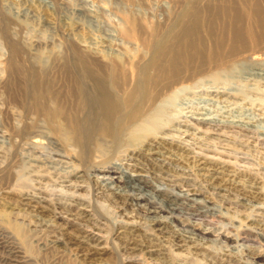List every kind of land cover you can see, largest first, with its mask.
Listing matches in <instances>:
<instances>
[{"label":"rangeland","instance_id":"1","mask_svg":"<svg viewBox=\"0 0 264 264\" xmlns=\"http://www.w3.org/2000/svg\"><path fill=\"white\" fill-rule=\"evenodd\" d=\"M168 1L0 0V26L2 27H0V264H240L241 261H243L241 264H264V178H262L264 177V54H259L256 56V59L249 60L246 66H238L230 73L220 74L216 78H212L211 76L203 77L199 81L191 84L184 92H177L176 98L171 104L174 106H172L173 109L169 107L167 112H165L164 118L159 120L153 129L143 128L148 116L143 115L144 108L140 104L134 105L135 102H133L124 110L123 115L125 117H123V121H119L120 125H117V128L115 127L116 131H111V134H109L106 131L107 121L103 114V109L100 111L92 105L91 101H86L87 99L85 97L87 95L85 97L83 96L84 92L81 90L84 87L82 85L72 83L64 84L62 80L56 82L57 79H62V75L64 74L70 76L69 78L71 79L77 77L76 75H80L82 79L85 78V88L91 89V82L87 79L86 62L79 64L82 60H100L103 64L114 60L115 64L122 66L126 63L135 64L142 57L144 59H150L147 54L137 48V43H127L117 36L116 31L118 30L116 29H119V23L123 15H133L136 19L141 16H146L152 20V23H156V25H163L166 22L169 26L173 22H177L180 20L178 17H182L188 7L183 4L175 5ZM36 2L37 4H35ZM55 7H57L58 11ZM185 7L186 10L184 9ZM119 11L123 13L120 15L118 13ZM136 11L137 13H135ZM181 13L183 14L181 15ZM45 14L50 16L47 17ZM159 17H161V20ZM6 23L10 25L8 26ZM138 24L140 25L141 23L138 22ZM52 25L54 26L52 27ZM5 39L8 40L7 44ZM98 39L101 40L99 41ZM104 42L105 45H103ZM113 44H116V47ZM99 45H103L102 48ZM10 46L12 47L10 48ZM83 47L86 48L83 49ZM69 48H73V50L71 49V51ZM107 48L109 49V53ZM12 51H14L13 54ZM136 52L137 54L134 55ZM15 54L16 57H14ZM107 54L113 55L108 57ZM64 61L68 62L67 69L60 70L61 64ZM9 62H11V66ZM76 62H78L77 65H75ZM73 65H75V68ZM59 72L62 74H59ZM42 73L56 80L52 81L53 83L46 82V84L44 82H38L37 80L44 75ZM9 76L10 79L8 78ZM2 77L5 79L2 80ZM35 82L39 83H36V87ZM50 83L52 84L50 85ZM28 85L31 86L30 90ZM60 89L62 90L60 91ZM28 91H32V96L29 95L30 98L27 96ZM210 91L215 92V94L218 92L219 94L217 93V97L214 93V96L206 95ZM12 93L14 96L11 95ZM25 95L26 98L24 99ZM42 96H45V98ZM48 97L50 98L49 100ZM31 98L34 99L32 100ZM78 100L80 101L77 103ZM116 100L115 98V102L117 103ZM77 106L79 107L77 108ZM202 106L211 112V117L225 123L228 125L227 127L233 124V126L239 125L241 127L239 128L238 126L235 130L213 131L212 129H208L206 125L193 120H189L187 125H184L186 124L184 117H190L196 111L197 107ZM46 107L47 109H45ZM184 108H187L188 111ZM192 110L193 112H191ZM33 111L36 113L32 114ZM40 111L41 113H39ZM169 115L170 119H168ZM171 116L178 118L179 122L175 119L172 123L170 121ZM2 118L7 119L9 124ZM76 119L79 121H76ZM95 123L96 127H94ZM66 124L68 127H66ZM83 124L84 126H82ZM77 125L78 127L85 128L86 132L88 131L86 133L87 141L85 142L89 145L87 147L85 144L88 150L84 149L85 146L83 148L81 147V143L77 141L78 139L76 141L74 140L76 135L74 129ZM100 125L102 128L97 131L96 129ZM185 126H189V128L185 129ZM174 128L176 130L178 128L180 131L187 130L188 134L176 132ZM219 131L221 134H219ZM217 132L219 133L217 134ZM115 133L120 137L118 144L114 142ZM166 134L168 135L166 136ZM169 136L170 138H168ZM91 139L92 142L90 141ZM80 147L81 150L79 149ZM151 148L159 152L163 157L160 161V164L162 163L161 166L163 165L162 167L160 164H158L159 166L152 165V163L137 161L134 158ZM185 149L188 150L186 151ZM83 152L86 154V157ZM177 153H183V156L182 154V157L180 154L177 156ZM186 158L188 162H186ZM200 160L205 163V168L209 166L206 169L209 168L211 174L221 172L219 175H215L216 177H220L219 180L216 182L212 181L210 177H206L204 171L198 170L197 165L201 163ZM104 166L106 169L109 166L117 167L116 169L120 167L128 175L141 173L142 176L144 175L143 179H146V190L140 194H128L129 198L125 201L127 203H125V206H122L119 199L106 196L105 193L102 194L98 190V185H96L97 181L101 179H105L106 181V178H108L106 175L97 172L100 170L99 168L103 169ZM84 168L87 169L83 170ZM224 168L227 169L224 170ZM168 170L171 171L169 172L170 174ZM172 171L174 174H172ZM178 171L180 174L186 171V175L183 178H178L176 181L177 176L175 173H178ZM188 172L189 174H187ZM228 174L230 176L232 174L233 178L227 177L226 175ZM256 174H258L257 177ZM199 176L203 179L201 180ZM205 178L207 179L204 180ZM230 179L233 180V185L230 183ZM234 180L241 185L239 184L240 186L237 187ZM253 181L254 183H251ZM213 183L227 186V192L225 191L224 198H221L222 196L220 195L213 194L214 192L211 191V184ZM229 183L231 188L229 187ZM203 186L206 189H203ZM190 189L192 193L194 191L197 195H200L196 196L195 199L202 201V206L209 209L206 217L192 218L182 211L183 214L177 213L175 215L173 214V216L170 212H167L168 203L164 204V200L168 198L174 200V194L181 196L191 195L192 193H188ZM152 191L155 192L152 193L154 195L151 197L148 195V192ZM254 194L256 195L254 196ZM158 198L159 200H155ZM42 200L43 202H41ZM134 200H138V204ZM241 200H244L243 203L248 208L236 205ZM251 200L254 201L251 203ZM53 201L55 203H52ZM59 201H64L65 203H60ZM182 206L184 207V205ZM193 207L197 208L198 206L195 205ZM120 208H123L124 211ZM35 212L37 215H35ZM187 216L189 217L187 218ZM235 217L237 218L236 220ZM88 218L91 219L89 220ZM156 218L160 221L159 224L154 221L151 222V220H157ZM87 221L88 223L86 224ZM218 221L224 225H220L221 223ZM158 225L160 227H157ZM191 226H194L193 228L199 232L198 234L204 233L206 230H211V233L207 236L205 235L203 239H200L201 235L196 237L195 248H191L192 245L189 244H185L181 248L173 246V243L177 239L182 238L180 240H183L185 236L191 237L194 234ZM246 227H250V229L248 230ZM255 227L257 228L256 230ZM157 228H163L162 232L164 234L157 231ZM180 230L182 235L179 232ZM158 233H160L161 237ZM221 233L223 236L229 237L230 242L222 244V239L218 237ZM74 239L76 243L73 241ZM149 239H152L151 244L154 245L150 244ZM201 241L203 243L202 245H200ZM143 242H145L144 246H142ZM198 242L199 244H197ZM76 247L80 249L77 250ZM92 247L94 248L92 249ZM139 248L142 249L139 250ZM232 249L235 250L234 253ZM88 257L92 260L90 261ZM14 260L16 261L13 262Z\"/></svg>","mask_w":264,"mask_h":264},{"label":"bare ground","instance_id":"2","mask_svg":"<svg viewBox=\"0 0 264 264\" xmlns=\"http://www.w3.org/2000/svg\"><path fill=\"white\" fill-rule=\"evenodd\" d=\"M38 1V0H37ZM160 1V0H159ZM162 1V0H161ZM150 2V1H147ZM146 2V3H147ZM152 2V1H151ZM168 2H171L173 4H183L185 6L188 7L187 11H185V14L182 15L183 13H181L182 17H178L180 20H178L177 22H173V24L169 25L164 22V24H159L156 25V23H152V20L146 16H141L139 18H135L133 15H123V18H121L120 20V25H119V29H116L118 31H116V35L119 36L121 39H123L124 41H126L127 43H137V48H139L142 52H144L145 54H147L150 59H144L143 57L141 59H139V61H137V63L132 64V63H126L123 64L122 66H119L117 64H115V61L111 60L107 63H104L100 60H93V61H80L79 64H83V62H86V67H87V75H88V80L91 82V89H86L85 87V78H81V76L76 75L77 77L71 79L69 78L70 76H67L66 74L62 75V79H53L50 78V76H48L45 73H42L44 75H42L40 77V79H38V82H44V84H46V82H52L54 80H56V82L62 80L63 83L65 84H80L82 85L84 88L81 90L84 92L83 96L85 97L86 95V101H91L92 105L94 107H97L98 110H102L103 109V114L105 115V119L107 121V125H106V131L111 134V131H116L115 127L117 128V125H120L119 121H123V117H125V115H123L124 110H126L128 108V106H130L133 102L134 105L135 104H140V106H142L143 109V115H147L148 119L146 120V122L144 123L145 125L143 126V128L145 127L153 129L155 128V124L161 120L162 118H164L165 116V112H167V109L169 107H172V101H174V99L176 98L177 92H184L187 88H189L191 86V84L199 81L201 78L206 77V76H211L212 78L220 74L223 73H230L233 70H235L238 66L241 65H245L247 64V62L249 60H254L256 59L259 54H264V0H169ZM27 3V2H26ZM56 3V2H55ZM154 3V2H153ZM156 3V2H155ZM160 3V2H159ZM24 4V1H23ZM37 4V2L35 3ZM42 4V3H41ZM170 4V3H169ZM27 5V4H25ZM23 5V6H25ZM160 5V4H159ZM34 6V5H33ZM22 7V6H21ZM36 7V6H35ZM181 7V6H179ZM29 8V6H28ZM5 9V8H4ZM55 9L57 10V7H55ZM60 9V8H58ZM183 9V8H182ZM181 9V10H182ZM186 10V7L184 8ZM1 10V9H0ZM3 10V9H2ZM8 10V9H7ZM44 10V8H43ZM47 10V9H46ZM176 10V9H175ZM45 11V10H44ZM44 11H42L44 13ZM48 11V10H47ZM46 11V12H47ZM58 11V10H57ZM33 12V11H32ZM31 12V14H32ZM45 12V13H46ZM182 12V11H181ZM5 13V12H4ZM7 13V12H6ZM22 13V12H21ZM25 13V11H24ZM23 13V14H24ZM28 13V12H27ZM52 13V11H51ZM58 13V12H57ZM120 13V11L118 12ZM123 13V12H121ZM120 13V15H121ZM137 13V11L135 12ZM164 13V12H163ZM176 13V12H175ZM3 14V11H2ZM37 14V13H36ZM50 14V13H49ZM56 14V12H55ZM134 14V13H133ZM46 15V14H45ZM52 15V14H51ZM58 15V14H57ZM136 15V14H135ZM145 15V13H144ZM163 15V14H162ZM168 15V14H167ZM175 15V14H174ZM3 16V15H2ZM44 16V15H43ZM47 17H49L48 15H46ZM53 16V15H52ZM79 16V15H78ZM119 16V14H118ZM8 17V16H7ZM39 17V16H38ZM155 17V16H154ZM9 18V17H8ZM42 18V17H41ZM45 18V17H44ZM53 18V17H52ZM119 18V17H118ZM157 18V17H155ZM161 20V17H159ZM175 18V19H178ZM49 19V18H48ZM56 19V18H55ZM11 20V19H10ZM45 21V19H43ZM50 20V19H49ZM163 20V19H162ZM53 21V20H52ZM57 21V19H56ZM159 21V20H158ZM141 23L140 25L138 24ZM8 23V22H7ZM6 23V24H7ZM47 23V22H46ZM137 23V24H135ZM161 23V22H160ZM45 24V23H43ZM56 24V23H55ZM75 24V23H74ZM3 25V24H2ZM8 25V24H7ZM10 25V24H9ZM8 25V26H9ZM116 25V24H115ZM142 25V26H141ZM4 26V25H3ZM54 25H52L53 27ZM117 26V25H116ZM1 27V26H0ZM50 27V26H48ZM81 27V26H80ZM2 28V27H1ZM114 30V29H113ZM112 30V31H113ZM5 31V30H4ZM3 31V32H4ZM2 32V33H3ZM105 34V33H104ZM4 35V34H3ZM7 36V35H6ZM111 37V36H110ZM113 37V36H112ZM3 38V36H2ZM97 38V37H96ZM99 38V37H98ZM106 38V37H105ZM114 38V37H113ZM8 39V38H7ZM109 39V37H108ZM112 39V38H111ZM6 40V39H5ZM11 40V39H10ZM99 41L101 39H98ZM98 41V43H99ZM82 42V41H81ZM114 42V41H113ZM8 43V40H6V44ZM11 43V41H10ZM14 43V42H12ZM16 44V43H15ZM68 44V43H67ZM71 44V43H70ZM92 45V44H90ZM103 45H105V42L103 43ZM103 45H99L100 48H102ZM114 45V44H113ZM116 45V44H115ZM114 45V47H116ZM119 45V44H118ZM14 46V45H13ZM20 46V45H19ZM95 46V45H94ZM109 46V45H108ZM111 46V44H110ZM9 47V46H8ZM12 46H10L11 48ZM16 47V46H15ZM71 47V46H70ZM93 47V46H92ZM133 47V46H132ZM86 47H83V49ZM91 48V47H89ZM105 48V47H104ZM16 49V48H14ZM70 49V48H69ZM73 50V48H71ZM70 49V50H71ZM106 49V48H105ZM108 49V48H107ZM113 49V48H112ZM138 49V50H139ZM69 50V51H70ZM71 50V51H72ZM95 50V49H94ZM111 50V49H110ZM68 51V52H69ZM77 51V50H76ZM97 51V50H96ZM99 51V50H98ZM107 51V50H106ZM136 51V50H135ZM8 52V51H7ZM21 52V51H19ZM101 52V51H99ZM14 53V51H12V54ZM104 53V52H103ZM107 53V52H106ZM108 53H109V49H108ZM139 53V51H138ZM143 53V54H144ZM149 53V54H148ZM116 54V53H115ZM137 54L134 53V55ZM71 55V54H70ZM73 55V54H72ZM76 55V54H75ZM101 55V53H100ZM108 55V54H107ZM113 55V54H110ZM108 55V57L110 56ZM139 55V54H138ZM8 56V55H7ZM69 56V55H68ZM95 56V55H93ZM102 56V55H101ZM100 56V57H101ZM14 57H16V54L14 55ZM73 57V56H72ZM78 57V56H77ZM99 57V58H100ZM111 57V56H110ZM136 58V56H134ZM80 58V56H79ZM8 59V58H7ZM15 59V58H14ZM61 59V58H60ZM59 59V61H61ZM260 59V57H259ZM16 60V59H15ZM79 60V59H77ZM81 60V59H80ZM136 60V59H135ZM14 61V60H13ZM17 61V60H16ZM20 61V60H19ZM56 61V60H55ZM131 61V60H130ZM18 62V61H17ZM16 62V63H17ZM74 62V61H72ZM127 62V61H126ZM10 66H11V62ZM15 63V64H16ZM19 63V62H18ZM75 64V63H74ZM78 62H76L75 65H77ZM58 65V64H57ZM67 65L68 62L64 61V63L61 64L60 70H66L67 69ZM73 65V67L75 66ZM17 66H19L17 64ZM52 66V65H51ZM72 66V64H71ZM21 67V66H20ZM262 67V66H261ZM10 68V67H9ZM75 68V67H74ZM85 68V67H84ZM83 68V69H84ZM22 70V69H21ZM48 70V68H47ZM51 70V69H50ZM17 71V70H16ZM69 71V70H68ZM67 71V72H68ZM57 72V71H56ZM84 72V71H83ZM7 73V72H6ZM64 73V72H63ZM82 73V72H81ZM15 74V73H14ZM52 74V73H51ZM59 74H62L61 72H59ZM80 74V73H79ZM86 74V73H85ZM83 75V74H81ZM13 76V74H12ZM11 76V77H12ZM21 76V75H19ZM31 76V75H30ZM33 76V75H32ZM36 76V75H35ZM58 76V75H57ZM28 77V76H26ZM55 77V75H54ZM61 77V75H60ZM83 77V76H82ZM3 78V77H2ZM10 79V76L8 77ZM13 78V77H12ZM22 78V77H21ZM24 78V77H23ZM211 78V79H212ZM5 78H3L2 80H4ZM27 79V78H26ZM33 79V78H31ZM16 80V79H15ZM206 80V79H205ZM215 80V79H214ZM26 81V80H25ZM32 82V80H31ZM35 82V87H36V83ZM26 83V82H24ZM53 83V82H52ZM50 83V85L52 84ZM39 84V83H38ZM41 84V83H40ZM59 84V83H57ZM204 84V83H203ZM5 85V84H4ZM9 85V84H8ZM26 85V84H24ZM22 86V84H21ZM29 86V90H30V85ZM28 86H27V90H28ZM48 86V85H47ZM58 86V85H57ZM193 87V86H192ZM191 87V89H192ZM47 88V87H46ZM63 88V86H62ZM9 89V88H8ZM15 89V87H14ZM18 89V88H17ZM54 89V88H53ZM56 89V88H55ZM13 90V89H12ZM35 90V89H34ZM40 90V88H39ZM62 89H60L61 91ZM10 91V90H8ZM51 91V90H50ZM59 91V90H58ZM207 91V90H206ZM213 91V90H211ZM207 92L206 95H214L218 96V94L215 92ZM14 92V91H13ZM26 92V91H25ZM80 92V90H79ZM224 92V91H223ZM8 93V92H7ZM44 93V92H43ZM49 93V92H48ZM211 93V94H210ZM226 93V92H225ZM25 94V93H24ZM32 94V91H28L27 96L30 98V96ZM50 94V93H49ZM59 94V92H58ZM57 94V96H58ZM230 94V93H229ZM13 95V93L11 94ZM30 95V96H29ZM43 95V94H42ZM213 95V96H214ZM226 95V94H225ZM9 96V95H8ZM14 96V95H13ZM37 96V95H35ZM50 96V95H49ZM69 96V95H68ZM79 96V94H78ZM90 96V97H89ZM216 96V97H217ZM43 97V96H42ZM89 97V100H88ZM221 97V96H220ZM228 97V96H227ZM14 98V97H13ZM26 98V95L24 96V99ZM28 98V100H29ZM37 98V97H36ZM41 98V97H40ZM45 98V96L43 97ZM47 98V97H46ZM54 98V97H53ZM69 98V97H68ZM81 98V97H79ZM115 98L117 99V103L115 102ZM22 99V98H21ZM32 99V98H31ZM34 99V98H33ZM32 99V100H33ZM50 98L48 97V100ZM56 99V97H55ZM220 99V98H219ZM16 100V99H14ZM17 100H19L17 98ZM16 100V101H17ZM37 100V99H36ZM40 100V99H39ZM45 100V99H44ZM44 100H42L44 102ZM210 100V99H209ZM11 101H13V99H11ZM21 101V100H20ZM25 101V100H24ZM31 101V100H30ZM53 101V100H52ZM80 100L77 101V103ZM85 101V100H84ZM207 101V100H206ZM7 102V101H6ZM27 102V100H26ZM33 102V101H32ZM34 102H36L34 100ZM39 102V101H38ZM37 102V103H38ZM57 102V101H56ZM8 103V102H7ZM21 103V102H20ZM41 103V102H40ZM76 103V104H77ZM181 103V102H180ZM52 104V103H51ZM54 104V103H53ZM67 104V103H66ZM80 104V103H79ZM210 104V103H209ZM10 105V104H9ZM8 105V106H9ZM17 105V104H16ZM22 105V103H21ZM27 105V104H26ZM38 105V104H37ZM81 105V104H80ZM86 105V104H85ZM84 105V106H85ZM14 106V105H13ZM34 106V105H32ZM42 106V105H41ZM45 106V105H44ZM49 106V105H48ZM56 106V104H55ZM71 106V105H70ZM88 106V105H87ZM179 106V105H178ZM12 107V106H11ZM23 107V106H22ZM39 107V106H36ZM61 107V106H60ZM59 107V108H60ZM79 106H77L78 108ZM174 107V106H173ZM172 107V109H173ZM177 107V105H176ZM28 108V107H27ZM42 108V107H41ZM44 108V107H43ZM132 108V106H131ZM137 108V107H136ZM188 108V107H187ZM187 108H184L187 110ZM203 108V109H202ZM205 107H197L196 111L190 116V117H184V119H186V124L187 122H189V120H193L196 121L197 123L200 124H204L207 126L208 129H212L213 131H218V130H235L238 128V126H229L226 125L225 123H222L220 121H218L217 119H215L214 117H211V112L207 109H204ZM4 109V108H3ZM2 109V110H3ZM6 109V108H5ZM38 109V108H37ZM47 109V107L45 108ZM130 109V108H129ZM27 110V109H26ZM25 110V111H26ZM40 110V109H39ZM56 110V107H55ZM64 110V109H63ZM78 110V109H77ZM82 110V108H81ZM185 110V111H186ZM195 110V109H194ZM35 111V110H34ZM32 112L36 113V112ZM45 111V110H44ZM134 111V110H132ZM188 111V110H187ZM190 111V110H189ZM4 112V111H3ZM193 112V110L191 111ZM7 113V112H6ZM10 113V112H9ZM41 113V111L39 112ZM52 113V112H51ZM54 113V112H53ZM98 113V112H97ZM134 113V112H133ZM8 114V113H7ZM6 114V115H7ZM50 114V113H49ZM81 114V113H80ZM10 115V114H9ZM36 115V114H35ZM44 115V114H42ZM41 115V116H42ZM54 115V114H53ZM60 115V114H59ZM77 115V114H76ZM122 115V116H121ZM127 115V114H126ZM179 115V114H178ZM177 115V116H178ZM186 115V114H185ZM40 116V117H41ZM75 116V115H74ZM84 116V115H83ZM11 117V116H10ZM37 117V115H36ZM43 117V116H42ZM46 117V116H45ZM77 117V116H76ZM75 117V118H76ZM79 117V116H78ZM88 117V116H87ZM133 117V116H132ZM180 117V116H179ZM81 118V117H80ZM79 118V119H80ZM136 118V117H135ZM4 119V118H2ZM47 119V118H46ZM54 119V118H53ZM83 119V118H82ZM99 119V118H98ZM115 119V120H114ZM166 119V118H165ZM170 119V115L169 118ZM177 119V121L179 122V119L176 118L175 116H171V120L172 123L173 121ZM5 120V119H4ZM78 119H76L77 121ZM114 120V121H113ZM128 120V119H127ZM5 121L8 120L6 119ZM59 121V120H58ZM79 121V120H78ZM130 121V120H129ZM128 121V122H129ZM141 121V120H140ZM167 121V119H166ZM57 122V121H56ZM66 122V119H65ZM74 122V120H73ZM91 122V121H90ZM114 122V123H113ZM132 122V121H130ZM129 122V123H130ZM168 122V121H167ZM177 122V123H178ZM51 123V122H50ZM70 123V122H69ZM84 123V121H83ZM86 123V121H85ZM89 123V122H88ZM128 123V125H129ZM176 123V122H175ZM9 124V123H8ZM49 124V123H48ZM61 124H63L61 122ZM140 124V123H139ZM138 124V125H139ZM179 124V123H178ZM189 124V123H188ZM195 124V123H194ZM193 124V125H194ZM229 124V123H228ZM236 124V123H235ZM28 125V124H27ZM69 125V124H68ZM90 125V124H89ZM88 125V126H89ZM143 125V124H142ZM183 125V126H184ZM192 125V124H191ZM84 126V124L82 125ZM135 126V125H134ZM137 126V125H136ZM141 126V125H140ZM162 126V125H161ZM66 127L67 124H66ZM96 127V123L95 126ZM142 127V126H141ZM195 127V125H194ZM241 126H239L240 128ZM244 127V126H243ZM242 127V128H243ZM65 128V127H64ZM70 128V127H69ZM102 128L101 125L98 126V128L96 129L97 131ZM139 128V126H138ZM189 128V126H185V129ZM197 128V127H196ZM249 128V127H248ZM15 129V128H14ZM131 129V128H130ZM133 129V127H132ZM171 129V128H170ZM176 132H180L182 134H188L187 130L184 131H180V129L176 130V128H174ZM201 129V128H200ZM53 130V128H52ZM71 130V129H70ZM102 130V129H101ZM139 130V129H137ZM136 130V131H137ZM142 130V129H141ZM206 130V129H205ZM49 131V130H48ZM74 131L76 132L75 135V141L76 139H78V143L80 142L81 147L83 148L85 146V144L87 145V147H89V145L87 143H85L86 140V130L85 128L79 126H76V128L74 129ZM125 131V130H124ZM146 131V130H145ZM211 131V130H210ZM212 131V133H213ZM22 132V131H21ZM55 132V130H54ZM67 132V130H66ZM91 132V131H90ZM220 132V131H219ZM217 132V134L219 133ZM238 132V131H236ZM18 133V132H16ZM15 133V134H16ZM68 133V132H67ZM67 133H66V137H67ZM92 133V132H91ZM123 133V132H122ZM121 133V135H123ZM211 133V132H210ZM211 133V134H212ZM242 133V132H240ZM58 134V133H57ZM221 134V132L219 133ZM228 134V133H227ZM238 134V133H237ZM245 134V133H244ZM247 134V133H246ZM69 135V134H68ZM73 135V134H72ZM91 135V134H90ZM168 134H166L167 136ZM203 135V134H202ZM229 135V134H228ZM93 136V134H92ZM95 136V133H94ZM93 136V137H94ZM128 136V135H127ZM126 136V137H127ZM215 136V135H214ZM52 137V136H50ZM123 137V136H122ZM219 137V136H216ZM222 137V136H221ZM220 137V138H221ZM89 138H91V136H89ZM119 135H117L115 133L114 135V142L116 144H118L119 142ZM164 138V137H163ZM170 138V136L168 137ZM49 139V138H48ZM260 139V138H259ZM72 140V141H74ZM122 140V139H121ZM165 140V139H164ZM167 140V139H166ZM264 140V139H263ZM49 141V140H47ZM56 141V140H55ZM66 141V139H65ZM70 141V142H72ZM92 142V139L90 140ZM50 142V141H49ZM54 142V141H53ZM166 142V141H165ZM184 142V141H183ZM32 143V142H31ZM52 143V142H51ZM76 144V142H74ZM181 143V142H180ZM179 143V144H180ZM35 144V143H34ZM38 144V143H37ZM151 144V143H150ZM182 144V143H181ZM263 144V143H262ZM55 145V144H54ZM83 145V146H82ZM92 145V144H91ZM120 145V144H119ZM118 145V146H119ZM127 145V144H126ZM190 145V144H189ZM194 145V144H193ZM93 146V145H92ZM116 146V145H115ZM129 146V145H128ZM127 146V147H128ZM153 146V145H152ZM183 146V145H182ZM185 146V143H184ZM199 146V145H198ZM262 146V145H261ZM75 147V146H74ZM77 147V146H76ZM81 147L79 148L81 150ZM130 147V146H129ZM179 147V146H177ZM192 147V146H191ZM211 147V146H210ZM78 148V147H77ZM95 148V147H94ZM112 148V147H111ZM116 148V147H115ZM114 148V149H115ZM86 149V146L85 148ZM83 149V150H84ZM113 149V148H112ZM117 149V148H116ZM154 149V148H153ZM184 149V148H183ZM201 149V148H200ZM205 149V148H204ZM88 150V149H86ZM85 150V151H86ZM92 150V149H91ZM128 150H130L128 148ZM127 150V153H128ZM186 150V149H185ZM188 150V149H187ZM186 150V151H187ZM28 151V150H27ZM31 151V150H30ZM84 151V152H85ZM121 151V150H120ZM126 151V150H125ZM140 151V150H139ZM195 151V150H193ZM80 152V151H79ZM83 152V153H84ZM95 152V151H94ZM216 152V151H215ZM113 153V152H112ZM118 153V152H116ZM123 153V152H122ZM125 153V152H124ZM126 153V154H127ZM198 153V152H196ZM201 153V152H200ZM85 154V153H84ZM121 154V153H119ZM141 155H138L137 157H134L137 159V161H144L147 163H152V165H158L160 164L161 158H163L159 152H156L154 150L149 149L147 151H145V153H140ZM180 153H177V156ZM183 156V153H181ZM180 154V156H181ZM190 154V153H189ZM114 155V154H113ZM124 155V154H123ZM205 155V154H204ZM207 155V152H206ZM205 155V157H206ZM36 156V155H35ZM86 157V154L84 155ZM181 156V157H182ZM198 156V155H197ZM15 157V156H14ZM113 157V156H112ZM175 157V156H174ZM208 157V155H207ZM17 158V157H16ZM15 158V159H16ZM118 158V157H117ZM133 158V159H134ZM185 158V157H184ZM201 158V157H199ZM203 158V156H202ZM14 159V160H15ZM35 159V158H34ZM113 159V158H112ZM175 159V158H174ZM189 159V157H188ZM188 159L186 158V162H188ZM211 159V158H210ZM17 160V159H16ZM128 160V159H127ZM192 160V159H191ZM197 160V159H196ZM204 161V159H202ZM10 161V160H9ZM184 161V160H183ZM190 161V160H189ZM201 161V160H200ZM203 161H201V163H199L198 161V170L200 171H204V173H206V177H210V179L212 181H217L219 180L220 177H216L217 175H219L221 172L218 173H213L211 174V172H209V168L206 169L205 168V163H203ZM207 161V160H206ZM205 161V162H206ZM105 162V161H104ZM103 162V163H104ZM143 162V163H144ZM163 162V161H162ZM179 162V161H178ZM185 162V163H186ZM197 162V161H196ZM194 162V163H196ZM33 163V162H32ZM49 163V162H48ZM102 163V164H103ZM107 163V162H106ZM105 163V164H106ZM183 163V162H181ZM184 163V164H185ZM12 164V163H11ZM97 164V163H96ZM101 164V162H100ZM99 164V165H100ZM135 164V163H134ZM162 164V163H161ZM160 164V166H161ZM179 164V163H178ZM14 165V164H13ZM66 165V164H65ZM107 165V164H106ZM137 165V164H136ZM211 165V164H210ZM45 166V164H44ZM96 166V165H94ZM103 166V165H101ZM133 166V165H132ZM159 166V165H158ZM163 166V165H162ZM161 166V167H162ZM165 166V165H164ZM185 166V165H184ZM193 166V165H192ZM42 167V166H40ZM49 167V166H48ZM107 167V166H106ZM136 167V166H135ZM139 167V165H138ZM194 167V166H193ZM192 167V168H193ZM200 167V168H199ZM212 167V166H210ZM222 167V166H221ZM226 167V166H225ZM82 168V167H81ZM89 168V167H88ZM98 168V166H97ZM117 168V167H116ZM112 166H109L108 169L104 168H99L97 172H100L101 174L106 175L108 178L105 179H101L100 181H97L98 185V190H100V192L102 194H106V196H112V198L115 197V199H119L120 204L122 206H125V202L126 199H128V194H140L143 191L146 190L145 187V180L143 179V176L141 173H133V174H129L123 172L124 170H122L120 167L118 169H116ZM174 168V167H172ZM223 168V167H222ZM11 169V168H10ZM43 169V167H42ZM87 168H84L83 170H85ZM105 169V170H104ZM162 169V168H160ZM167 169V166H166ZM170 169V168H169ZM197 169V168H196ZM213 169V168H212ZM211 169V170H212ZM217 169V167H216ZM227 169V168H226ZM224 168V170H226ZM45 170V169H44ZM49 170H53V169H49ZM70 171V169H68ZM223 170V171H224ZM68 171V172H69ZM151 171V169H150ZM153 171V170H152ZM177 171V170H176ZM218 171V170H217ZM229 171V170H228ZM237 172V170H235ZM171 172L170 170H168V173ZM186 172V171H185ZM184 173H175V175L177 176V179L179 178H183L184 175H186ZM195 172V171H194ZM234 172V171H233ZM241 172V171H240ZM5 173V172H4ZM162 173V172H161ZM232 173V171H231ZM235 173V172H234ZM3 174V173H2ZM85 174V172H84ZM170 174V173H169ZM172 174L173 171H172ZM189 174V172L187 173ZM191 174V173H190ZM9 175V174H8ZM103 175V176H104ZM162 175V174H161ZM192 175V174H191ZM198 175V174H197ZM216 175V176H215ZM236 175V174H235ZM238 175V174H237ZM248 175V174H247ZM258 174H256L257 177ZM65 176V175H64ZM81 176V175H79ZM102 176V177H103ZM201 176V175H200ZM199 176V177H200ZM227 177H232L228 174L226 175ZM234 176V175H233ZM8 177V176H7ZM78 177V176H77ZM83 177V176H82ZM242 177V176H241ZM253 177V176H252ZM255 177V176H254ZM260 177V176H259ZM201 178V177H200ZM225 178V177H224ZM237 178V177H236ZM264 178V177H262ZM261 178V179H262ZM8 179V178H7ZM6 179V180H7ZM203 178H201L202 180ZM207 178H205L204 180H206ZM208 179V180H210ZM240 179V177H239ZM238 179V180H239ZM249 179V178H248ZM257 179V178H256ZM189 180V179H188ZM231 180V184L233 182L232 179ZM242 180V179H241ZM2 181V179H1ZM110 181V182H107ZM168 181V180H167ZM183 181V180H182ZM181 181V182H182ZM190 181V180H189ZM221 181V180H220ZM228 181V180H227ZM235 181V185L238 187L240 186L238 183H236ZM96 182V181H95ZM192 182V181H191ZM207 182V181H206ZM223 182V181H222ZM242 182V181H241ZM247 182V181H246ZM261 182V181H259ZM169 183V182H168ZM204 183V181H203ZM220 183V182H219ZM229 183V185H230ZM251 183H254L251 182ZM150 184V183H149ZM189 184V183H188ZM187 184V185H188ZM192 184V183H191ZM199 184V183H198ZM214 184V185H213ZM211 184L212 188L211 191H213V194L216 195H220L222 196L221 198L225 197V191L227 192V186L225 185H219V184H215L213 183ZM223 184V183H222ZM225 184V183H224ZM248 184V183H247ZM171 185V184H170ZM168 185V186H170ZM174 185V184H173ZM190 185V184H189ZM233 185V184H232ZM250 185V184H249ZM252 185V184H251ZM147 186V185H146ZM205 186V185H204ZM203 189H206L204 188ZM209 186V185H208ZM207 186V187H208ZM152 187V186H150ZM154 187V186H153ZM231 188V185L229 186ZM235 187V186H234ZM94 188V187H93ZM233 188V187H232ZM243 188V187H242ZM164 189V188H163ZM167 189V188H165ZM189 189V188H188ZM199 189V188H198ZM208 189V188H207ZM210 189V188H209ZM253 189V188H252ZM241 190V189H239ZM247 190V189H246ZM157 191V190H156ZM203 191V190H202ZM207 191V190H205ZM41 192V191H40ZM99 192V191H98ZM155 191L152 192H148V195L152 197V194ZM164 192V191H163ZM210 192V191H208ZM236 192V191H234ZM246 192V191H245ZM244 192V193H245ZM44 193V192H43ZM100 193V194H101ZM166 193V192H165ZM188 193H192L191 189L188 191ZM200 193V192H199ZM205 193V192H204ZM238 193H240L238 191ZM243 193V194H244ZM258 193V192H257ZM256 193V194H257ZM147 194V193H146ZM145 194V195H146ZM183 194V193H182ZM207 194V193H206ZM205 194V195H206ZM210 194V193H209ZM208 194V195H209ZM254 194V196L256 195ZM207 195V196H208ZM246 196V194H244ZM243 195V196H244ZM258 195V194H257ZM103 196V195H102ZM136 196V195H135ZM157 196V195H156ZM170 196V195H168ZM175 199H181V200H170L165 199L164 204L168 203V211L170 212L172 215L177 214V213H182L184 212L185 214L189 215L192 218H197V217H206V215L209 213L208 212V208L205 206H202L203 202L196 200L195 197L196 196H200L199 194L197 195L194 191L191 195H184L181 196L179 194L175 195ZM206 196V197H207ZM212 196V195H211ZM244 196V197H245ZM144 197V196H143ZM158 197V196H157ZM205 197V196H204ZM214 197V195H213ZM217 197V196H215ZM228 197V196H227ZM257 197V196H256ZM263 197V196H262ZM208 198V197H207ZM212 198V197H211ZM248 198V197H247ZM254 198V197H253ZM261 198V197H259ZM30 199V198H29ZM154 199V198H153ZM162 199V198H161ZM202 199V198H201ZM206 199V198H205ZM218 199V198H217ZM228 199V198H227ZM233 199V198H232ZM239 199V198H238ZM243 199V198H242ZM246 199V198H245ZM256 199V198H255ZM31 200V199H30ZM33 200V199H32ZM44 200V199H43ZM43 200L41 202H43ZM113 200V199H112ZM150 200V199H149ZM155 200H159L155 199ZM163 200V199H162ZM215 200V199H214ZM226 200V199H225ZM224 200V201H225ZM230 200V199H229ZM236 200V199H235ZM234 200V201H235ZM111 201V200H110ZM114 201V200H113ZM138 200H134V202L136 204H138L137 202ZM151 201V200H150ZM219 201V200H218ZM237 201V200H236ZM254 201V200H253ZM251 200V203L253 202ZM40 202V201H39ZM60 202V201H59ZM64 202V201H61ZM60 202V203H61ZM183 202V203H182ZM210 202V201H209ZM220 202V201H219ZM244 200L241 202H239V204L237 203V206H242L245 208H248L247 205H244ZM247 202V201H246ZM29 203V202H28ZM52 203H55L54 201ZM65 203V202H64ZM76 203V202H75ZM129 203V202H128ZM158 203V201H157ZM161 203V202H159ZM206 203V202H205ZM243 203V204H242ZM249 203V202H248ZM247 203V204H248ZM255 203V202H254ZM131 204V203H130ZM163 204V203H162ZM163 204V205H164ZM221 204V203H220ZM246 204V203H245ZM28 205V204H27ZM33 205V204H32ZM45 205V204H44ZM49 205V204H48ZM61 205V204H60ZM63 205V204H62ZM133 205V204H132ZM150 205V204H149ZM184 205V207L182 206ZM197 205L198 207L195 208L193 206ZM214 205V204H213ZM231 205V204H230ZM40 206V205H39ZM137 206V205H136ZM165 206V205H164ZM252 206V205H251ZM28 207V206H27ZM52 207V206H51ZM134 207V206H133ZM160 207V206H159ZM162 207V206H161ZM219 207V206H218ZM33 208V207H32ZM35 208V207H34ZM46 208V207H45ZM59 208V207H58ZM66 208V206H65ZM136 208V207H135ZM164 208V207H163ZM49 209V208H48ZM121 210H123V208H120ZM132 209V208H131ZM234 209V207H233ZM250 209V208H249ZM253 210V208H251ZM61 210V209H60ZM65 210V209H64ZM119 210V209H118ZM127 210V209H126ZM134 210V209H133ZM140 210V209H139ZM238 210V209H237ZM44 211V210H43ZM62 211V210H61ZM124 211V210H123ZM153 211V210H152ZM182 211V212H181ZM220 211V210H219ZM246 211V210H245ZM244 211V212H245ZM78 212V211H77ZM76 212V213H77ZM81 212V210H80ZM79 212V213H80ZM141 212V211H140ZM255 212V211H254ZM253 212V213H254ZM38 213V212H37ZM68 213V212H67ZM82 213V212H81ZM80 213V214H81ZM137 213V211H136ZM151 213V212H149ZM160 213V212H159ZM220 213V212H219ZM252 213V214H253ZM39 214V213H38ZM40 214H42V212H40ZM48 214V213H47ZM72 214V213H71ZM121 214V213H120ZM127 214V213H126ZM183 214V213H182ZM35 215L36 212H35ZM148 215V213H147ZM152 215V214H151ZM173 215V216H174ZM218 215V214H216ZM222 215H224L222 213ZM43 216V215H42ZM171 216V215H169ZM182 216V215H181ZM187 216V218L189 217ZM212 216V215H211ZM221 216V215H220ZM228 216V215H227ZM230 216V215H229ZM254 216V215H253ZM264 216V215H263ZM262 216V218H263ZM75 217V216H74ZM78 217V216H77ZM82 217V216H81ZM185 217V216H184ZM183 217V218H184ZM210 217V216H209ZM215 217V216H214ZM231 217V216H230ZM258 217V216H257ZM124 218V217H123ZM174 218V217H173ZM261 218V217H260ZM80 219V218H79ZM89 219V218H88ZM91 219V218H90ZM89 219V220H90ZM157 219V218H156ZM166 219V218H165ZM190 219V218H189ZM199 219V218H198ZM205 219V218H204ZM226 219V217H225ZM237 218L235 217V220ZM82 220V219H81ZM168 220V219H166ZM200 220V219H199ZM208 220V219H207ZM232 220V218H231ZM234 220V222H235ZM155 222L157 224L160 223V221L157 220H151V222ZM203 221V220H202ZM212 221V220H209ZM228 222V220H226ZM94 222V221H93ZM163 222V221H162ZM175 222V221H174ZM217 222V220H216ZM219 222V221H218ZM223 222V221H222ZM225 222V223H227ZM251 222V221H250ZM85 223V222H84ZM88 223V221L86 222V224ZM91 223V222H90ZM104 223V222H103ZM166 223V222H165ZM168 223V222H167ZM202 223V222H201ZM209 223V222H208ZM221 223V222H219ZM218 223V224H219ZM231 223V222H230ZM129 224V222H128ZM132 224V223H131ZM211 224V223H210ZM217 224V225H218ZM253 224V223H252ZM99 225V224H98ZM101 225V224H100ZM192 225V224H191ZM194 225V224H193ZM213 225V224H212ZM220 225H224V224H220ZM231 225V224H230ZM89 226V225H88ZM97 226V225H96ZM163 226V225H162ZM174 226V225H172ZM171 226V228H172ZM195 226V225H194ZM193 226V227H194ZM207 226V225H206ZM215 226V225H214ZM232 226V225H231ZM230 226V227H231ZM249 226V225H248ZM260 226V225H259ZM157 227H160V225H158ZM192 227V226H191ZM192 227V232H194V234L191 237H186L183 240H180L182 238L177 239V241L175 243H173V246H175L176 248H181L182 246H185V244H189L192 245L191 248H195L194 244L196 241V237H199V235H201L200 239L206 235H209L211 233L210 231L198 234L199 232H197L194 228ZM223 227V226H222ZM227 227V226H225ZM251 227V226H250ZM250 227H246V229H250ZM263 227V225H262ZM96 228V227H95ZM204 228V227H203ZM206 228V227H205ZM224 228V227H223ZM228 228V227H227ZM253 228V227H252ZM251 228V229H252ZM259 228V227H258ZM197 229V228H196ZM213 229V228H212ZM219 229V228H218ZM225 229V228H224ZM231 229V228H230ZM257 228L255 227V230ZM124 230V229H123ZM134 230V229H133ZM163 228H157V231H159L160 233L162 232ZM173 230V229H172ZM195 230V231H194ZM223 230V229H221ZM254 230V228H253ZM262 230V228H261ZM216 231V230H215ZM243 231V230H242ZM125 232V231H124ZM181 232V230L179 231ZM232 232V231H231ZM252 232V231H251ZM258 232V231H257ZM263 232V230H262ZM122 233V232H121ZM128 233V232H127ZM147 233V232H146ZM145 233V234H146ZM150 233V232H149ZM160 233H158L160 235ZM163 233V232H162ZM171 233V231H170ZM197 233V234H195ZM264 233V232H263ZM262 233V235H263ZM133 234V233H132ZM153 234V233H152ZM156 234V233H155ZM164 234V233H163ZM182 235V232L180 233ZM218 234V233H217ZM233 234V233H232ZM235 234V233H234ZM259 234V233H258ZM257 234V236H258ZM87 235V234H86ZM130 235V234H129ZM139 235V234H137ZM171 235V234H170ZM179 235V234H178ZM177 235V236H178ZM188 235V234H187ZM241 235V233H240ZM261 235V234H260ZM141 236V234H140ZM158 236V235H157ZM175 236V235H174ZM180 236V235H179ZM233 236V235H232ZM245 236V235H244ZM256 236V235H255ZM86 237V236H84ZM83 237V238H84ZM88 237V236H87ZM135 237V236H134ZM146 237V236H145ZM161 237V235H160ZM159 237V238H160ZM219 239H222L223 243L222 244H227L228 242H230L229 237L227 236H223L222 233L218 235ZM240 237V236H239ZM243 237V235H242ZM128 238V237H127ZM137 238V237H136ZM155 238V236H154ZM173 238V237H172ZM171 238V241H172ZM205 238V237H204ZM245 238V237H244ZM68 239V238H67ZM89 239V238H88ZM143 239V236H142ZM234 239V238H233ZM259 239V237H258ZM70 240V239H69ZM72 240V239H71ZM81 240V239H80ZM86 240V239H85ZM145 240V239H144ZM150 240V244H151V240ZM167 240V239H166ZM174 240V239H173ZM232 240V239H231ZM262 240V239H261ZM75 242V239L73 240ZM72 241V242H73ZM127 241V240H126ZM134 241V239H133ZM162 241V240H161ZM175 241V240H174ZM173 241V242H174ZM234 241V240H233ZM238 241V239H237ZM247 241V240H246ZM264 241V240H263ZM262 241V242H263ZM148 242V241H147ZM154 242V241H153ZM152 242V243H153ZM158 242V240H157ZM164 242V241H163ZM207 242V241H206ZM209 242V241H208ZM242 242V241H241ZM68 243V241H67ZM76 243V242H75ZM143 242V245L144 246ZM155 243V242H154ZM167 243V242H166ZM172 244V242H170ZM235 243V242H234ZM248 243V242H247ZM89 244V243H87ZM86 244V245H87ZM134 244V243H133ZM184 244V245H183ZM199 244V242L197 243ZM202 241L200 242V245H202ZM205 244V243H204ZM217 244V243H216ZM236 244V243H235ZM241 244V243H239ZM80 245V244H78ZM83 245V243H82ZM154 245V244H151ZM150 245V246H151ZM168 245V243H167ZM199 245V246H200ZM238 245V244H237ZM236 245V246H237ZM93 246V245H92ZM95 246V245H94ZM97 246V245H96ZM198 246V247H199ZM235 246V247H236ZM80 247V246H78ZM88 247V246H87ZM90 247V246H89ZM98 247V246H97ZM202 247V246H201ZM200 247V248H201ZM240 247V246H239ZM238 247V248H239ZM94 247H92L93 249ZM145 248V247H144ZM148 248V247H147ZM186 248V247H185ZM199 248V250H201ZM206 248V247H205ZM77 249V247H76ZM80 249V248H79ZM77 249V250H79ZM98 249V248H97ZM123 249V248H122ZM142 248H139V250ZM158 249V248H157ZM223 249V248H222ZM222 249H221V253H222ZM83 250V249H82ZM96 250V249H95ZM128 250V248H127ZM135 250V249H134ZM155 250V249H153ZM226 250V249H225ZM233 250V249H232ZM97 251V250H96ZM125 251V249H124ZM143 251V250H142ZM145 251V250H144ZM149 251V250H146ZM151 251V250H150ZM238 251V250H237ZM84 252V251H83ZM88 252V250H87ZM225 252V251H223ZM229 252V250H228ZM235 252V250H233V253ZM240 252V251H239ZM86 253V251H85ZM165 253V252H164ZM226 253V252H225ZM223 253V254H225ZM231 253V252H230ZM89 254V253H88ZM128 254V253H127ZM142 254V253H141ZM156 254V253H155ZM229 254V253H228ZM227 254V255H228ZM236 254V253H235ZM238 254V253H237ZM226 255V254H225ZM80 256V254H79ZM149 256V255H148ZM207 256V255H206ZM209 256V255H208ZM212 256V255H211ZM222 256V255H221ZM86 257V256H85ZM151 257V255H150ZM244 257V256H243ZM252 257V256H251ZM83 258V257H82ZM90 259V257H88ZM208 258V257H207ZM218 258V257H217ZM228 258V257H227ZM246 258V257H245ZM243 258V259H245ZM258 258H260V256H258ZM264 258V257H263ZM15 259V258H14ZM242 259V260H243ZM92 259H90L91 261ZM162 260V259H161ZM216 260V259H215ZM221 260V259H220ZM226 260V259H225ZM16 260H14L13 262H15ZM86 261V260H85ZM237 261V260H236ZM24 262V261H23ZM89 262V261H87ZM132 262V261H131ZM220 262V261H219ZM243 262V261H241ZM240 262V264H241ZM18 263V262H17ZM137 263V262H136ZM216 263V262H215ZM222 263V262H221ZM235 263V262H234ZM248 263V262H247ZM260 263V262H259ZM13 264V263H12ZM87 264V263H86ZM233 264V263H232ZM239 264V263H238ZM243 264V263H242ZM257 264V263H255Z\"/></svg>","mask_w":264,"mask_h":264}]
</instances>
